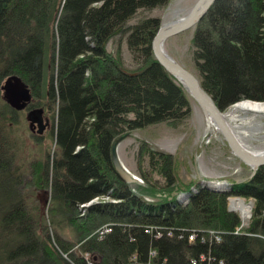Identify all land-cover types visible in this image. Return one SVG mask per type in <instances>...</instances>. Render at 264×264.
I'll return each instance as SVG.
<instances>
[{
    "label": "trees",
    "instance_id": "trees-1",
    "mask_svg": "<svg viewBox=\"0 0 264 264\" xmlns=\"http://www.w3.org/2000/svg\"><path fill=\"white\" fill-rule=\"evenodd\" d=\"M167 2L0 0V264H264V164L216 191L198 180L181 184L173 155L141 142L136 170L144 186L116 170L112 148L120 137L153 124L175 127L190 114L191 98L152 52L160 18L129 23ZM121 41L133 68L124 64ZM189 43L199 84L220 111L264 103V0H213ZM12 76L27 84L28 108L56 104L58 151L33 177L50 188L42 219L14 159L18 112L2 94ZM230 196L252 200L245 227L228 210ZM97 198L110 201L85 207Z\"/></svg>",
    "mask_w": 264,
    "mask_h": 264
},
{
    "label": "rangeland",
    "instance_id": "rangeland-1",
    "mask_svg": "<svg viewBox=\"0 0 264 264\" xmlns=\"http://www.w3.org/2000/svg\"><path fill=\"white\" fill-rule=\"evenodd\" d=\"M195 1L168 0L167 4L162 7L138 11L135 18L131 19L129 23L131 24V22H135L143 16L159 17L161 24L168 23L184 16ZM191 33L192 27L167 38L163 46L170 57L197 76L191 60L189 43ZM117 41V37L112 39L108 43L107 49L114 51ZM120 44L125 66L133 68L134 64L125 41H121ZM6 80L3 81L2 88ZM2 94L4 95L3 89ZM31 101H33L32 98ZM189 101V116L175 127L167 123L153 124L144 129L132 130L116 141L117 159L124 169L134 177V180L131 181L133 184L144 186V182L136 170L137 148L141 142H146L157 150L173 155L175 172L181 184L194 180H198L202 185L206 180L230 184L231 180L242 181L251 176L250 167L241 163L230 152L221 134L208 125L197 104L192 99H189ZM34 107L29 109H42ZM52 107L56 108V104L53 105L50 102V106L43 109L45 113L39 114L41 124L34 118H30L27 108L17 109L18 123L10 129L14 142V159L17 166H19L20 173L24 174L23 190L26 192L29 203L38 206L41 219L48 215L47 209L50 206L51 193L49 185L46 186L43 182L36 184L33 177L35 175L34 170L37 168L38 171L47 158V166L50 168L51 157H54L58 151L54 141V133L51 130L53 126L51 116L54 112ZM228 110L229 107L223 112L226 113ZM239 114L243 117L242 120L231 121L228 119V121L240 141L249 149L264 150V114L253 116L251 113L240 112ZM181 197L183 196H178L180 201L182 200ZM230 198H238L246 204H252L251 199L244 197L230 196ZM145 199L154 201V199L148 197H145ZM106 201L110 200L98 198L90 205ZM235 213L238 216L240 215L239 211H235ZM248 220V218H241V227H245ZM46 221L47 224L51 225L50 218ZM63 235L68 238L72 237L69 229H65ZM157 237H160V235L158 234Z\"/></svg>",
    "mask_w": 264,
    "mask_h": 264
},
{
    "label": "water",
    "instance_id": "water-1",
    "mask_svg": "<svg viewBox=\"0 0 264 264\" xmlns=\"http://www.w3.org/2000/svg\"><path fill=\"white\" fill-rule=\"evenodd\" d=\"M212 2L213 0H196L184 16L171 22L160 24L152 41V50L160 65L183 85V88L189 93L191 99L196 102L204 116L206 114L209 116L214 127L225 140L230 152L239 161L250 167L252 174L257 167L264 164V150L255 151L249 149L235 136L225 119L224 112L215 106L210 96L201 88L198 79L170 57L163 48V43L167 38L193 27ZM3 90L7 102L15 109H21L25 102L30 100L29 88L19 77L13 76L6 80ZM112 150L113 161L118 172L127 181H131V176L117 159L116 148L113 147ZM206 184L209 188L212 187L209 182ZM223 187L225 188V184L220 186L219 190Z\"/></svg>",
    "mask_w": 264,
    "mask_h": 264
},
{
    "label": "bare ground",
    "instance_id": "bare-ground-1",
    "mask_svg": "<svg viewBox=\"0 0 264 264\" xmlns=\"http://www.w3.org/2000/svg\"><path fill=\"white\" fill-rule=\"evenodd\" d=\"M156 35V34H155ZM153 41V40H152ZM151 48H152V43H151ZM163 48H164V46H163ZM152 52H153V50H152ZM153 55H154V53H153ZM155 57V56H154ZM156 59V58H155ZM157 60V59H156ZM159 63V62H158ZM160 64V63H159ZM187 70V69H186ZM194 75V74H193ZM196 78H197V76L196 75H194ZM9 78H7V80H8ZM175 79V78H174ZM198 79V78H197ZM176 80V79H175ZM177 81V80H176ZM178 82V81H177ZM198 82H199V80H198ZM179 83V82H178ZM182 85V84H181ZM182 87H183V85H182ZM185 90V89H184ZM186 91V90H185ZM29 92H30V90H29ZM186 93L189 95V93L186 91ZM4 96H5V94H4ZM189 97H190V95H189ZM191 98V97H190ZM5 99H7L6 98V96H5ZM193 100V99H192ZM31 101V93H30V100L29 101H27V102H25V104H24V106L21 108V109H23V108H25L26 106H28L27 104H28V102H30ZM194 101V100H193ZM196 103V102H195ZM198 106V105H197ZM199 107V106H198ZM43 109H35V110H31L29 113H28V115L30 116V118H34V120H37V118L40 116V115H42L43 114ZM251 113L252 114V116L253 115H256V114H264V103H260V102H255V101H249V100H244V101H241V102H238V103H236V104H234V105H232L230 108H229V110L225 113L224 112V116H225V119H226V121H227V123H228V125H229V127L232 129V131L234 132V130H233V128L230 126V124H229V121H228V119H230L231 121H235V120H242L243 119V117L239 114V113ZM40 114V115H39ZM39 115V116H38ZM205 119H206V121H207V123H208V125L212 128V129H214V130H217L215 127H214V125H213V123H212V121L210 120V118H209V116L206 114L205 115ZM218 131V130H217ZM234 134H235V136H237V134L234 132ZM122 137H124V136H122ZM238 137V136H237ZM225 141V140H224ZM113 147H115L116 148V143H115V145L113 146ZM113 149V148H112ZM241 162V161H240ZM242 163V162H241ZM124 168V167H123ZM116 170H117V168H116ZM256 170V169H255ZM254 170V171H255ZM117 172H118V170H117ZM119 173V172H118ZM129 173V172H128ZM254 173V172H253ZM253 173L251 174V176L253 175ZM120 174V173H119ZM121 175V174H120ZM130 176H131V181H133L134 180V177L131 175V174H129ZM122 176V175H121ZM123 179L125 180V181H127L124 177H123ZM131 181H127V182H131ZM209 182V185L210 186H212V187H215V188H213L212 189V187L211 188H209L208 186H207V184L206 183H208ZM204 184H205V186L207 187V188H209V189H212V190H216V191H224V190H227L228 189V186H229V184H226V183H222V182H217V181H212V180H206V181H204ZM203 184V185H204ZM225 184V188L223 187V188H221V190H219V188H220V186H223ZM216 188H218V189H216ZM98 199V198H97ZM97 199H94L93 201H95V200H97ZM105 199H108V198H105ZM181 202L182 203H184V204H186L187 203V199H186V197H181ZM92 201V202H93ZM147 201H150V202H153V201H151V200H147ZM228 201H229V206H228V210L229 211H233V212H235V211H239L240 212V215H239V217H240V219L241 218H243V219H249L250 218V213H251V208H252V204H246V203H244L241 199H238V198H230V199H228ZM91 202V203H92ZM112 202H115L114 200H112ZM90 205V203L89 204H87V205H85V207H88ZM110 229H108L107 228V226H105V227H103L101 230H99V233H103L104 231H109ZM154 231H156V233H158V234H160L161 235V233L159 232V230H157V229H155ZM147 232V231H146ZM209 234L211 235V236H213L214 237V235L212 234V232H209ZM189 241L191 242V241H193L194 239H195V234H191L190 236H189ZM215 240L216 241H218L219 240V237L216 235L215 236ZM201 241H204V237L201 239Z\"/></svg>",
    "mask_w": 264,
    "mask_h": 264
},
{
    "label": "flooded vegetation",
    "instance_id": "flooded-vegetation-1",
    "mask_svg": "<svg viewBox=\"0 0 264 264\" xmlns=\"http://www.w3.org/2000/svg\"><path fill=\"white\" fill-rule=\"evenodd\" d=\"M28 104H29V102H28ZM27 104V105H28ZM25 108H27L28 109V113L31 111V109H29L28 108V106H26ZM44 111V110H43ZM45 112H43V114H44ZM39 124H41V117L39 116L38 118H37V120H36Z\"/></svg>",
    "mask_w": 264,
    "mask_h": 264
}]
</instances>
